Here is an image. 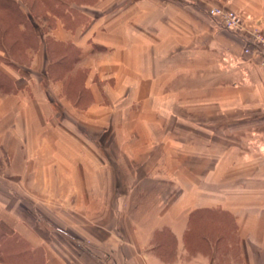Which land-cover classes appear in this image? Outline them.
<instances>
[{"label": "crops", "instance_id": "0c3cea01", "mask_svg": "<svg viewBox=\"0 0 264 264\" xmlns=\"http://www.w3.org/2000/svg\"><path fill=\"white\" fill-rule=\"evenodd\" d=\"M105 1L101 7L110 10L100 9L101 15L91 19L86 31L83 32L81 27L77 30V38H72L71 31L63 33L68 35L66 41L80 49L76 66H82L88 55L100 56L97 59L101 61L98 76L95 79L86 77L85 80V85L94 95L91 107L96 113L98 105L107 103L110 109L104 108L110 110L111 125L126 123V132L118 127L111 130L115 136L133 134L147 139L158 133L148 126L150 118L144 117V121L136 118L135 109H147L149 114H153L152 120H168L177 114L181 118L183 104L195 102L192 100L198 96L206 99L200 101L198 98L194 104L214 103L222 99L220 102L226 103V117L221 119L219 128L215 130L216 134L226 136V208L223 206L221 210L226 209V221L234 219L236 222L218 229L226 231V236L199 234L191 239L188 232L196 229L189 224L188 211L182 212V209L172 213L174 206L184 200L187 190L176 179L179 176L176 170L174 176H167V171H162L171 164L169 152L165 149L167 145L161 140L157 151H163L164 162L149 158L150 161L138 164L144 161L143 152L142 155H131L130 151L124 150L126 152L123 151L125 154L120 159L111 150L110 162L104 160L103 167L116 194L118 181L114 168L135 169L137 166L149 167V174L144 177L161 185H171L170 193L159 190L155 196L159 202L150 212L147 222L127 225L123 231L118 225L110 228V232L126 233L121 243L114 233L116 241H110L104 251L97 250L98 245L77 240L74 247L79 251L78 255L51 257L44 251L42 264H264V52H243L249 31L256 27L264 30V0ZM217 3L241 12L244 27L239 31L222 27L208 13V7ZM107 72L114 81L113 86L107 85L108 77H104ZM34 88L32 97L22 92L5 93L0 97V136L1 143L6 142L5 149L0 147V152L5 166L22 172L28 162L26 153L31 152L32 181L64 184L79 181L78 184L84 185L85 179H75L70 169L68 174L61 173L62 161L56 160V166L54 163L49 165L39 155L44 142L41 135L49 138L56 129L48 126L51 119L45 121L50 105L43 99V91ZM120 102L127 104L126 107L119 109ZM7 104L9 109L6 110ZM171 105L175 111L167 112ZM95 113L93 118L101 120V112ZM160 130L164 134V130ZM44 145L47 149L51 146L50 143ZM45 147H42L43 151ZM60 150L74 151L70 145L64 144L58 147V152ZM99 154L103 158L102 153ZM68 159L71 161L69 168L78 166L76 158ZM85 159H82L87 162L85 167H95L96 163ZM155 167L161 172L155 174ZM128 174L127 183H132L133 178L139 176L134 171ZM113 183L116 184L114 188ZM81 189L86 194L87 186ZM195 196L196 192H192L190 200L198 199ZM161 219L162 222H154ZM158 230H165L172 237L165 256L156 253L151 239ZM132 237L137 243L132 242ZM26 240L33 248H44L39 243ZM138 242L144 251L134 257V252H130L128 247L136 249ZM126 243L127 246L122 248L120 244ZM124 247H127L126 254Z\"/></svg>", "mask_w": 264, "mask_h": 264}, {"label": "rangeland", "instance_id": "374dc122", "mask_svg": "<svg viewBox=\"0 0 264 264\" xmlns=\"http://www.w3.org/2000/svg\"><path fill=\"white\" fill-rule=\"evenodd\" d=\"M103 1L106 2L0 0V97L12 92H22L25 96L32 97V87H35L34 90L38 87L36 90L43 91L42 97L50 105L48 116L45 112V121L51 119L48 126L55 128L56 132L51 131L49 138L41 135L44 142L39 155L41 154L43 161H48L49 165L54 163L56 166V160L62 161L63 168H59L61 173L68 174L70 169L75 179H85L84 185L88 189L85 194L81 189L84 185L78 184L79 181L74 184L32 181L29 164L31 152L26 153L28 162L20 173L15 167L5 166L0 152V264H42L44 251L48 256L51 254V257L75 256L79 253L74 247L77 240L93 246L98 245L96 249L104 251V248L107 249L111 244L110 241H116L113 233L119 236L118 241L121 243L122 239L126 238V233L110 232V228L118 225L123 231L127 225L147 222L150 212L159 202L155 196L159 190L170 193L171 185H161L153 182L152 178L144 177L146 173L149 174V167H120L118 170L114 168L118 181L116 194V190L111 188L109 174L103 167L104 160L110 162L111 150L120 159L126 152L124 150H128L131 155L143 152L144 161L138 164L148 161L149 158L164 162L161 155L163 151L157 152L161 140L167 145L165 149L169 152L171 163L162 171H167V176H174L173 172L176 170L179 175L176 179L187 190L184 200L174 206L172 213L183 209L182 212L188 211L189 218L191 211L209 209L201 211L203 217L195 219L196 230L188 232L191 239L199 234L226 236V231L218 229L236 222L234 219L226 221V209L225 212L221 210L223 206L226 208V136L216 134L215 130L219 128L221 119L226 117V103L220 102L222 99L214 103L208 101L194 104L198 98L200 101L206 99L205 96H198L192 100L195 102L183 104L181 118L177 114L168 120H152L153 114H149L147 109H135L136 118L143 121L144 117L150 118L148 126L155 128L158 133L147 139L133 134L115 136L111 132L113 128L118 127L124 131L127 126L126 123L122 125L120 122L118 126L111 125L110 110L104 108L110 109L109 104L103 102L96 108L97 112H94L95 109L91 107L94 95L85 85V80L86 77L95 79L96 75L98 76L97 69L101 66V61L97 59L100 56L88 55L82 66H76L80 49L70 44L71 41H66L68 35L63 33L71 31L72 38H77V30L80 27L83 32L86 31L91 19L101 15V10H110L101 7ZM17 5L20 6V9L17 8L20 11L16 9ZM213 7L223 12L232 10L218 3L210 5L208 10ZM20 14L27 18L23 19ZM258 29L264 32L263 29ZM108 75L109 72L104 74V77ZM106 80L107 85H114L110 77ZM105 97L103 94L104 100ZM126 105L120 102L118 108H124ZM6 106V110L9 109L8 104ZM101 106L103 111L100 110ZM168 111L174 112L175 107L171 105ZM99 112L102 119H94V113ZM160 128L164 130L165 135ZM13 142L14 139L11 140L12 146ZM45 143H50L51 146L47 149ZM61 144L70 145L74 151L58 152ZM0 147H6L5 141L1 143V136ZM42 147H45V151ZM11 154L13 155L12 152ZM85 155L86 159H89L88 162L96 163L95 167H85L87 162L82 161ZM68 157L76 158V168H69L71 161ZM153 170L155 174L161 172L157 167ZM132 171L139 176L133 178L132 183H127V175ZM115 185L113 183V188ZM192 192H196L195 197L198 199L190 200ZM162 221L163 219L154 222ZM201 229L203 231L199 232ZM164 237L170 238L171 235L158 234L151 239L156 245L158 241H163ZM26 239L34 244L39 243L44 248H33ZM131 240L137 243L133 237ZM138 243L136 249L133 246L128 247L130 252H134V257L144 251L140 249L141 242ZM120 245L123 248L127 243ZM124 251L126 254L127 247H124Z\"/></svg>", "mask_w": 264, "mask_h": 264}, {"label": "built area", "instance_id": "2783aa9c", "mask_svg": "<svg viewBox=\"0 0 264 264\" xmlns=\"http://www.w3.org/2000/svg\"><path fill=\"white\" fill-rule=\"evenodd\" d=\"M208 13L215 17L225 29L239 31L244 27V15L239 11L226 10L223 12L221 9L213 7L208 10ZM255 51L264 52V32L258 28L249 31L247 43L243 47L244 53Z\"/></svg>", "mask_w": 264, "mask_h": 264}, {"label": "trees", "instance_id": "16d2710c", "mask_svg": "<svg viewBox=\"0 0 264 264\" xmlns=\"http://www.w3.org/2000/svg\"><path fill=\"white\" fill-rule=\"evenodd\" d=\"M19 8L20 9V6L17 5L16 9ZM13 9V7H12ZM17 9V10H19ZM20 11V10H19ZM22 16V18L24 19L26 16H24V14H20ZM27 18V17H26ZM72 44V43H70ZM73 45V44H72ZM74 59V58H73ZM72 59V61H73ZM209 209H200L198 211H194L190 213L189 215V218H188V221H189V224L190 225H194V221L195 219H199L201 217H203V215H201V211H207ZM210 212V211H209ZM196 219V220H197ZM195 226V225H194ZM168 232H166L165 230H158L154 233L155 236H158V234L160 235H166ZM204 235V234H203ZM159 242V241H158ZM155 245V250L157 251L158 254H161L163 256H165L166 252H168V250L170 249V246H171V243H172V239L171 237L168 238V237H164L163 241L159 242Z\"/></svg>", "mask_w": 264, "mask_h": 264}]
</instances>
